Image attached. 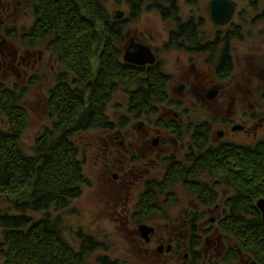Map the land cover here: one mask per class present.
Masks as SVG:
<instances>
[{
  "label": "flooded vegetation",
  "instance_id": "obj_1",
  "mask_svg": "<svg viewBox=\"0 0 264 264\" xmlns=\"http://www.w3.org/2000/svg\"><path fill=\"white\" fill-rule=\"evenodd\" d=\"M69 1L73 12L78 8L83 11L86 24H96V43L88 55L85 82L63 67L53 52L55 39L37 37V18L30 3L22 0L30 13L20 27L14 25L18 8L13 10L8 0H0V80L13 82L17 78L23 82L0 81V105L6 97L22 109L26 125L37 114L53 126L60 121L56 105L62 98V81L70 87L73 99L82 98L85 109H89L98 83L104 82L105 61L116 60L120 82L111 95L109 89L103 91L100 113L90 116L102 127L74 136L79 161L85 168L91 156V167L100 184L110 187L112 201L107 205L116 226H126L139 252L160 263L253 264L252 256L223 234L224 218L233 213L231 202L238 196L235 183L241 180L236 175L244 172L243 159L219 161L230 165L219 171L215 168L218 163L209 158L212 151L256 147L264 142V114L239 118L231 110L237 100L236 68L242 57L250 68L253 61L250 55H236V44L254 37L237 20L247 21L252 8L240 9L235 0H221L231 2L235 11L229 24L220 25L212 18V4L217 0H206L204 7L199 5L203 0H114L119 7L110 17L105 13V3L110 1L106 0L103 15L93 22L92 13L79 0ZM62 2L66 0H59V5ZM248 2L261 7V0ZM263 18L264 13H254L250 24H259ZM255 37L262 38V32ZM259 70L264 84V68ZM127 75L135 78L129 90L125 87ZM141 92L147 96H140L141 101L135 103L134 93ZM121 96L127 100L126 112L115 104ZM36 101L41 110L32 108ZM219 101L222 109L228 106V110L208 112ZM0 118V129L11 131V116ZM82 136L89 141L85 148L77 142ZM86 180V188L92 189L93 182L88 176ZM257 211L264 222L262 212ZM37 214H41L40 219L33 217V221L57 237L62 235L60 209L54 206ZM143 226L153 229L147 237L143 236ZM85 236L81 235V246L73 247L75 251L82 250L85 238H93ZM98 245L96 242L90 254ZM104 259L108 257L98 263L105 264Z\"/></svg>",
  "mask_w": 264,
  "mask_h": 264
},
{
  "label": "trees",
  "instance_id": "obj_2",
  "mask_svg": "<svg viewBox=\"0 0 264 264\" xmlns=\"http://www.w3.org/2000/svg\"><path fill=\"white\" fill-rule=\"evenodd\" d=\"M25 1L35 10L37 37L55 39L53 52L61 59L63 67L77 73L85 82L89 70L88 55L96 43V24H86L83 11L78 8L73 12L69 0L62 2L63 6L59 5V0ZM105 1L79 0L84 9L92 13L93 22L103 15ZM119 71L116 60L105 61L104 82L98 83L97 95L89 109H85L82 98L73 99L70 87L62 81V98L56 105L60 121L44 129L36 140L33 155H27L21 147L28 126L22 120V109L17 103L7 101L6 97L3 99L0 116H11L13 122L11 131L0 129V264H88L90 251L96 246L93 238H85L82 250L77 252L63 238V219L62 235L57 237L48 227L33 221L31 214L55 206L63 215L82 196L87 180L74 136L102 127L99 122L91 121L90 116L101 111L103 91L109 89L111 95L116 89L113 87L120 82ZM134 80L133 76L125 77L127 90ZM154 81L159 85L157 79ZM102 83L108 87L103 89ZM1 95L4 97L3 92ZM140 96L147 95L134 93L135 103L141 101ZM93 118L96 120V116ZM209 158L215 165L218 163L215 168L219 171L230 166L219 161L243 159L241 168L244 172L236 175L241 180L235 183L238 196L231 202L233 213L224 218L223 234L244 253L250 254L253 264H264V222L256 208L258 200L264 199V142L256 147L212 151ZM11 196L15 198L13 204L8 200ZM103 261L108 264L107 259Z\"/></svg>",
  "mask_w": 264,
  "mask_h": 264
},
{
  "label": "rangeland",
  "instance_id": "obj_3",
  "mask_svg": "<svg viewBox=\"0 0 264 264\" xmlns=\"http://www.w3.org/2000/svg\"><path fill=\"white\" fill-rule=\"evenodd\" d=\"M8 1L11 3L13 10L15 7L18 8V11L14 13V20H17L15 21L17 24L14 25L23 27L25 25L24 23L29 20L28 14L30 11L24 6L22 0ZM235 1L237 5L240 6V9L247 8L250 10L252 8L253 10L252 12L248 11L249 14L246 15L247 21L241 22L237 20V24H245L246 29L249 31H247L248 34L250 36L253 34L252 36H254L253 38L251 37L249 41L236 44V55L238 54L240 58L243 55H250L251 59H253L251 68L250 63L245 60L244 57L241 58V64L236 68V82L238 84L235 88L234 96L237 100H235L231 110H234L237 117L243 118L248 114H264V99L262 97V94H264V84L260 81L262 71L259 70L264 68V18L259 24H250V20L254 16V13H264V0H261L260 9L251 5L248 0ZM205 4L206 0L199 3L201 7H204ZM105 7L106 17H110L118 9L119 5L117 1L110 0L105 3ZM143 18L145 17L143 16ZM251 32L252 34H250ZM260 32H262V38L255 37V35ZM255 62H257V64ZM0 81L5 84H23L22 80H18L17 78H14L12 82L11 80H4V78L2 79L1 77ZM116 101L118 102H115V104L121 105V111L126 112L124 105L127 100L123 99L121 96ZM37 102L38 101L33 102L31 106L34 110H41ZM220 102L221 101L218 103L219 105H211L208 112L214 111L219 114L223 111L226 112L228 106L222 109V104ZM112 113L113 110H110L111 116H113ZM1 118L0 126L2 127ZM45 126L50 127L51 125L44 122L41 119V115L38 116L37 114H33L28 120V127L21 141L22 150L27 155L34 154L36 140L43 133V127ZM86 137L87 136H82V138L79 137L77 139L78 145H80L81 148H85L86 143H89ZM80 158L82 160V154ZM88 160L89 163L85 166L84 172L93 182V188L88 189L85 187L83 196L75 200L72 207L62 215L64 240L72 247L77 248L81 246V235L82 237L85 235L93 236L95 242L99 245L97 246L98 248L88 256V264H99L98 260L104 258V256L108 257V264H164L158 262V259L152 256H146L144 253H140L135 247L133 237L129 236V233H127L126 226H116L111 208L107 205L108 202L112 201L110 187L100 184L99 176L95 173L96 170L91 167V156H89ZM8 200L11 204L15 203V198L12 196L11 199ZM11 213L15 214L13 211ZM31 215L35 220H39L41 217V214L37 213H32Z\"/></svg>",
  "mask_w": 264,
  "mask_h": 264
},
{
  "label": "water",
  "instance_id": "obj_4",
  "mask_svg": "<svg viewBox=\"0 0 264 264\" xmlns=\"http://www.w3.org/2000/svg\"><path fill=\"white\" fill-rule=\"evenodd\" d=\"M235 11V6L231 2H225L221 0H217L212 4V18H214L215 22L220 25H226L229 24V21L232 19V16ZM120 16L117 15V19H119ZM127 61L132 63H139L136 59H129L127 58ZM216 94H214L215 96ZM237 130H243L242 128L238 127ZM257 208L262 212L263 219H264V199H261L258 201ZM141 230L143 232V236L147 237L150 233L153 232V229H149L148 227H141Z\"/></svg>",
  "mask_w": 264,
  "mask_h": 264
}]
</instances>
